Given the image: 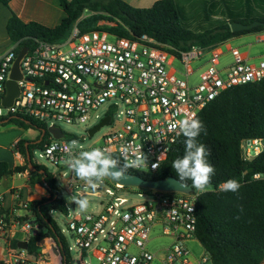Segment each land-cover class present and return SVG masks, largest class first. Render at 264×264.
Instances as JSON below:
<instances>
[{"label":"built area","instance_id":"1","mask_svg":"<svg viewBox=\"0 0 264 264\" xmlns=\"http://www.w3.org/2000/svg\"><path fill=\"white\" fill-rule=\"evenodd\" d=\"M263 32H254L256 43H264V34H260ZM224 45L232 59L221 64ZM24 47L27 50L19 61L21 78L17 79L19 94L7 106L3 104L7 83ZM203 59L205 62L201 64ZM175 61L185 67V72L173 66ZM197 62L199 65L195 67ZM198 70V81L190 82V76ZM263 78L264 47L252 54L225 41L211 47L192 45L180 49L147 34L130 38L103 27L83 31L76 23L60 41L20 38L0 48V118L23 116L44 123L49 139L40 148V155L59 165L65 163V149H72L66 137L77 138L59 123H89L86 131L90 135L93 127L110 116L109 123L90 135L104 126L112 127L96 148L108 149L114 158L124 162L120 148L127 146L128 163L145 154L147 162L143 167L129 169L147 175L161 167L183 135L178 126L171 129L170 125L181 119L196 118L224 90ZM105 103H109V109L101 115L98 111ZM51 126L61 129L62 136L54 137L49 132ZM260 140H251L252 146L243 142L245 159H252L262 151ZM72 151L79 153L77 149ZM77 181L72 172L65 183L70 195ZM114 184L115 190L107 189L106 195L99 194L105 198L99 213L69 211L67 214L68 228L79 252L75 259L78 264H84L87 253L96 259L93 264H213L206 251L201 257L192 258L188 246L189 241L199 242L196 201L200 191L150 188L149 199L126 204L128 198L119 196L118 192L127 186L116 181ZM15 222L30 235L33 228H38L29 220ZM158 225L161 235L170 238L162 254L146 247ZM12 231V225L0 215V242L6 247L0 264H34L45 259L41 249L31 253L14 247ZM54 248L61 256L55 241ZM67 248L70 253L73 247ZM50 251L54 254L51 246Z\"/></svg>","mask_w":264,"mask_h":264},{"label":"trees","instance_id":"2","mask_svg":"<svg viewBox=\"0 0 264 264\" xmlns=\"http://www.w3.org/2000/svg\"><path fill=\"white\" fill-rule=\"evenodd\" d=\"M11 1L0 0V4L9 7ZM58 1L65 15L53 27L38 21L25 22L12 12L6 23L9 39L60 41L78 23L83 31L103 27L130 38L147 34L162 44L187 49L192 45L211 47L236 36L264 31V0H194L192 12L177 0H157L150 7H136L125 0ZM87 11L90 15L84 17ZM103 19L118 22L116 26H98ZM257 20L261 24L252 29H231L232 22ZM196 118L206 128V134L202 132L197 141L211 149L207 159L215 168L210 189L201 192L196 201L197 237L213 264H261L264 260V149L252 159H245L242 144L264 140V78L224 90ZM5 120L39 129L37 139L45 127L30 117H3L0 125ZM185 139L182 135L156 172L142 176L154 180L168 176L179 179L172 163L184 155ZM36 140L21 138L15 143L14 149L24 156L25 163L11 168L7 161H0V179L28 170L31 181L47 189L49 196L29 201L28 213L21 218L32 221L39 230L29 237L28 250L36 253L41 249V241L52 238L59 247L62 264H71L66 239L52 215L56 210L69 212L56 176L35 163L36 170L28 166L27 150L32 157L33 149L42 148L48 142L44 139L35 143ZM120 164L123 166L124 162ZM125 170L132 172L129 167ZM229 179L241 184L238 192L221 190L220 185ZM13 245L17 247L18 241H13Z\"/></svg>","mask_w":264,"mask_h":264},{"label":"rangeland","instance_id":"3","mask_svg":"<svg viewBox=\"0 0 264 264\" xmlns=\"http://www.w3.org/2000/svg\"><path fill=\"white\" fill-rule=\"evenodd\" d=\"M180 4H182L186 10L189 12H192L193 7H195L196 1L194 0H177ZM27 10L30 12L31 20H35L38 22H41L46 25H50L52 22H58L59 16H62L64 14L62 8L54 1V0H29L27 4ZM7 14V10L5 5L0 4V48L5 47L10 43V39L6 33L5 30V15ZM90 15V12L87 11L84 15V17H88ZM29 17V14L26 15ZM45 16V18H43ZM25 18V17H24ZM107 22H111V24H107ZM52 23V24H53ZM98 26H116L117 23H114V21L109 19H103L98 22ZM260 34H264L260 33ZM256 35L255 33H247L240 36L233 37L228 40V43L232 46H239L240 50L242 52H251L252 54L258 53L263 47L264 43H256ZM254 42L253 44H251ZM251 44V45H250ZM223 49L225 51V54L221 57V64L228 63L232 59L231 52L226 49V46H223ZM201 62L203 64L205 62ZM199 65V62L194 63V66L197 67ZM174 67H176L181 72H185V67L179 62H174ZM198 73L199 70L190 76V82L196 83L198 81ZM178 76L183 77V75L178 72ZM109 109V103H105L102 105L99 109V113L102 115ZM5 124L0 125V142L5 144H10L15 140V137L17 134H21V138H24L25 140H31L34 141L38 138L40 135V130L35 127L26 128L24 126H20L18 124H15L14 122H4ZM59 126L63 128L67 133L74 134L77 138L75 139L78 141V145L76 146L78 152L81 151H90L93 148H96L99 146L102 142V136L111 131L112 127L104 126L100 131L95 133L93 136H90L89 133L86 131V128L89 126V123H82L80 125H73L68 123H59ZM68 144L72 148L71 141L72 139H68ZM250 142V141H249ZM253 142L248 143L249 146H252ZM259 148L261 150L264 149V140H260ZM42 150L40 148H35L32 151L33 155V162L37 165L45 167L49 172L54 174L56 176V179L58 181L59 187L64 195L66 205L70 211V213L80 212L77 209L76 204L73 202L74 199H80V198H86L90 202V208L89 211L86 213H99L101 211V202H105V198L100 196L99 194L106 195L107 189L115 190V184L114 181H112L109 178H105L103 183L98 184L96 188H92L90 185H87L84 181L78 180L74 184V193L73 195H70L66 188L65 183L67 180H69L72 176V169L69 168L65 163H61L59 165L54 164L50 160L46 159L45 157L41 156L40 153ZM8 152L5 151V154L7 156H12L11 151ZM81 192H85V194L81 195ZM140 192L142 195H140ZM179 194V193H175ZM119 196L127 197L128 201L126 204L130 203H136L140 202L146 199H149L152 195L151 189L147 187H137V186H128L125 189H122L118 192ZM82 213V212H80ZM52 215L54 219L56 220L59 228L61 229L65 239L67 246H72L73 248L70 251V256L72 259H76L79 257V252L75 249V239L72 236V234L69 231L68 228V221L70 220V217L58 210L53 211ZM35 228L32 230V234ZM49 241V242H48ZM48 242V245H47ZM53 241H50L49 238H46L44 242L41 243V245L46 244V248L48 246V250L45 252V255L51 256L53 253L50 251V243ZM170 242V238L165 237L161 235V226L158 225L154 228L151 234L150 240L147 242L146 247L151 252L162 254L164 252L163 248ZM188 246L192 252V258H198L201 257L204 253L205 249L201 242L199 241H189ZM96 263V259L90 254L87 253V255L84 258V264H93ZM71 264H78L77 262L71 263ZM153 264H158L157 262H154Z\"/></svg>","mask_w":264,"mask_h":264},{"label":"clouds","instance_id":"4","mask_svg":"<svg viewBox=\"0 0 264 264\" xmlns=\"http://www.w3.org/2000/svg\"><path fill=\"white\" fill-rule=\"evenodd\" d=\"M177 126L186 138L184 155L176 158L172 163V168L179 178L177 184L182 188H186L189 185L185 184V181L191 180L192 188L200 192L209 190L211 179L215 175V168L207 159L211 155V149L197 141L202 132L206 134V128L203 122L194 116L181 119L170 125V128L175 129ZM78 143L76 140L71 141L72 149L76 148ZM72 149H65L66 165L72 169L76 179L84 181L93 189L98 184L103 183L107 177L123 180L126 175V168H140L147 162L146 155L141 154L131 163H128L129 148L127 146H121L120 148V154L125 162L123 166H121L120 160L114 158L108 149L93 148L90 151H81L78 154L74 153ZM153 167L156 168L157 164ZM220 187L223 191L238 192L241 184L235 179H229ZM73 202L80 212L86 213L89 211L90 202L88 199H74Z\"/></svg>","mask_w":264,"mask_h":264},{"label":"crops","instance_id":"5","mask_svg":"<svg viewBox=\"0 0 264 264\" xmlns=\"http://www.w3.org/2000/svg\"><path fill=\"white\" fill-rule=\"evenodd\" d=\"M28 1L29 0H12L9 3V7L5 6L7 10V14L5 15L6 17L5 30H6V23L9 17L11 16L12 12L16 13L25 22L35 21V20H31V16H30L31 14L27 10ZM54 1L61 7L58 0H54ZM125 1L136 7H150L157 0H125ZM27 14H29V17L26 16ZM64 15L65 13L62 16H59L58 22L55 23L52 22L53 24L51 23L50 25L47 26H51V27L56 26L57 24L60 23ZM43 18H45V16ZM19 135L21 134L18 133L17 136L15 137V140H13V142H11L10 144H5L0 142V161H7L11 168L25 163L24 156L20 152L14 149L15 143L19 139H21V136ZM5 151L8 152V154H10L9 151H11L12 156H7L5 154ZM48 196H49V192L45 187H43L40 183H34L31 181V176L28 170H26L25 172L7 175L0 179V215H4L6 221H8L10 225H12L13 227V231H12L13 241L17 240L19 242L21 240H29V237L31 236L29 233L23 231L20 225H18L17 222H15L18 220L24 221L21 220V218L26 216L28 213L25 207L26 203L34 200H41L42 198ZM49 239L50 241H53L49 245L53 248L54 254H52L51 256L45 255V259L36 260L34 264H62L61 256L59 255V253L55 251L54 240L52 238ZM41 243L42 241L40 242L41 250L43 252H46L48 250V246L46 248V244L41 245ZM5 253H6L5 244L0 242V260L3 258ZM261 264H264V260Z\"/></svg>","mask_w":264,"mask_h":264},{"label":"water","instance_id":"6","mask_svg":"<svg viewBox=\"0 0 264 264\" xmlns=\"http://www.w3.org/2000/svg\"><path fill=\"white\" fill-rule=\"evenodd\" d=\"M259 24H261V22L258 20L254 21L252 23H244V22L235 21V22L231 23V29L233 31L249 30V29L254 28L255 26H258ZM26 50H27V47H24L20 51L18 58L15 62V65H14V68L12 71V78L7 83V94L3 99L4 105H7V106L11 105L13 102V99L19 94V87L17 84V79L21 78V73L19 70V61H20L21 57L23 56V54L26 52ZM7 121L8 120H5L4 122H7ZM109 121H110V116H107L98 125H96L95 127H93L90 130V135H92L95 131H97L99 128H101V126H103L104 124L109 123ZM45 132H46V130L42 129L41 137L39 139H37L35 141V143H40L42 141V139H43L42 137H43V134ZM49 132H51L53 134V136L56 138H59L62 136L61 129H59L58 127H55V126L49 127ZM27 161H28L29 169L30 170H36V167L34 166V162H33L32 157H31V153L28 150H27ZM125 173H126V175H125V178L123 180L111 178V177H108V178L122 184L123 186L147 187V188L159 189V190L183 191V192H187V193H193L195 191V189L191 187V184H187V183H185V184L189 185V187L182 188L179 184H177L178 179L176 177H173V176H168V177L163 178V179L154 180V179H147V178L143 177L142 175H139L137 173H132V172H129L126 170H125ZM38 232H39V230L35 229L33 231V234H37ZM28 244H29L28 240H21L18 242V247L23 248V249H28ZM55 251L57 253H59L57 248H55ZM74 262L79 263L78 260L72 259L71 263H74Z\"/></svg>","mask_w":264,"mask_h":264},{"label":"flooded vegetation","instance_id":"7","mask_svg":"<svg viewBox=\"0 0 264 264\" xmlns=\"http://www.w3.org/2000/svg\"><path fill=\"white\" fill-rule=\"evenodd\" d=\"M43 139L42 140H44V139H46V140H48L49 139V134H47L46 132L43 134V137H42Z\"/></svg>","mask_w":264,"mask_h":264}]
</instances>
